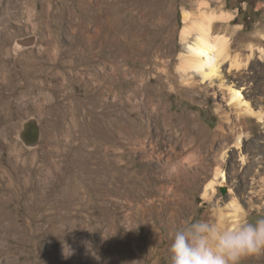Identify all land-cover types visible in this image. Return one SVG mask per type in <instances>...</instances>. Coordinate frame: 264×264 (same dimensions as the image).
Listing matches in <instances>:
<instances>
[{"label": "rangeland", "instance_id": "obj_1", "mask_svg": "<svg viewBox=\"0 0 264 264\" xmlns=\"http://www.w3.org/2000/svg\"><path fill=\"white\" fill-rule=\"evenodd\" d=\"M208 1L230 14L217 31L228 35L240 63L235 81L264 110V0ZM193 6L191 0H0V264H171V225L216 219L234 196L229 187L248 220L264 215L263 124L254 122L244 141L251 169L239 170L237 152L227 157L231 180L218 187L219 207L203 198L205 179L179 187L187 201L175 200L173 188L160 190L162 181L153 178L161 175L157 150L142 158L139 140L130 138L131 127L135 135L156 132L146 114L150 98L183 119L194 117L211 134L220 122L211 88H187L177 73L184 9ZM32 37V45L17 44ZM29 118L42 130L35 148L19 138ZM153 140L145 139L148 153ZM143 163L152 170L149 180L139 172ZM173 205L182 208L176 218ZM148 230H157V239L147 240ZM65 243L72 249L67 256ZM240 264H264V253Z\"/></svg>", "mask_w": 264, "mask_h": 264}, {"label": "bare ground", "instance_id": "obj_2", "mask_svg": "<svg viewBox=\"0 0 264 264\" xmlns=\"http://www.w3.org/2000/svg\"><path fill=\"white\" fill-rule=\"evenodd\" d=\"M191 3L194 4L191 10L184 9L183 24L180 29V38L184 47L179 55L180 62L177 64V73L181 78V84L187 88L195 87L197 84L211 88L212 96L218 99L216 111L220 115V122L211 134L194 117L188 116L187 119H183L179 114L172 113L169 106L163 104L162 99L150 98L146 105L147 119L151 123L152 120L157 123L155 133L150 129L147 131V136H152L154 139L151 141L150 153L144 149L145 146L147 147L144 145L148 142L145 141L147 136H143L141 131L135 135L132 127L128 132L131 140L134 137L139 140L138 142L142 146L140 148L142 158L149 157L157 150L154 154L158 159L157 162L161 164L159 166L161 175H153V178L162 181L160 190L167 188L170 191L173 188V191H177L178 194L175 196V200L178 202L187 201V196L182 190L184 191L205 179L203 198L212 202L213 199H216L213 203L219 207L221 199L215 197L218 187L222 185L229 187L231 180L225 172V161L229 154L231 156L232 152H237L239 170L252 168L253 161H249L251 156L244 154V141L254 122L263 124L264 128V110L261 105L253 104L245 95L247 88L235 81L238 79L235 71L240 67V63L232 57L231 41L228 35L217 31V24L225 22L230 14L214 9L208 0H191ZM171 9L172 7H170ZM163 20L161 19V22ZM172 34L173 30H170L169 37ZM261 56L264 59V50L261 51ZM160 72L166 74L170 80L169 70L162 69ZM154 78L157 76L154 75ZM135 95L138 94L135 93ZM217 140L220 143L215 148ZM135 145L134 143V148L137 146ZM179 145H181L180 149ZM201 149L209 150V154L203 155ZM258 159L259 157L255 156V161ZM141 160L144 162L143 159ZM207 170H211V177L202 178V172ZM150 171L152 170L145 163L139 170L141 174L147 176V180H149ZM244 179H248V177L245 176ZM251 179L254 180V178ZM244 181L246 182V180ZM179 187L183 188L181 192L178 191ZM244 188L246 189L243 184L239 189L240 193L245 191ZM229 192L234 196H230L226 208L219 207L216 210V218L227 219L237 210H243L237 192L230 187ZM178 202L175 204H179ZM173 206L171 216L176 218L182 208L178 209L179 207ZM173 210H177V213H174ZM148 231L150 234L147 240L157 239V230Z\"/></svg>", "mask_w": 264, "mask_h": 264}, {"label": "clouds", "instance_id": "obj_3", "mask_svg": "<svg viewBox=\"0 0 264 264\" xmlns=\"http://www.w3.org/2000/svg\"><path fill=\"white\" fill-rule=\"evenodd\" d=\"M171 264H240L264 253V215L248 220L243 210L227 219H193L171 225ZM72 249L65 243L64 254Z\"/></svg>", "mask_w": 264, "mask_h": 264}, {"label": "water", "instance_id": "obj_4", "mask_svg": "<svg viewBox=\"0 0 264 264\" xmlns=\"http://www.w3.org/2000/svg\"><path fill=\"white\" fill-rule=\"evenodd\" d=\"M35 37L20 40L17 44L32 45ZM22 47V46H21ZM41 125L37 118H29L23 123V129L19 132V138L30 148L38 147L41 140Z\"/></svg>", "mask_w": 264, "mask_h": 264}]
</instances>
